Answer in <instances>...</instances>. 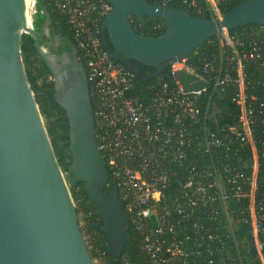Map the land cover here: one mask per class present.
Listing matches in <instances>:
<instances>
[{
    "label": "built area",
    "instance_id": "obj_1",
    "mask_svg": "<svg viewBox=\"0 0 264 264\" xmlns=\"http://www.w3.org/2000/svg\"><path fill=\"white\" fill-rule=\"evenodd\" d=\"M199 17L219 19L225 6L244 0H154ZM73 31L88 75L98 148L127 218L142 236L150 264H249L241 239L244 228L264 264V98L247 92L246 65L264 77V38L247 40L226 31L231 52L226 64L174 60L168 78L151 86L142 100L135 77L105 49L101 24L112 11L108 0H51ZM37 0H34V11ZM37 11V10H36ZM206 18V17H205ZM264 34V28H260ZM223 34V33H222ZM189 73L206 83L187 91L179 80ZM229 83L237 86L234 121L221 125L205 94ZM217 149L226 154L220 156ZM247 149L240 164L233 155ZM234 150V152H231ZM244 166V167H243Z\"/></svg>",
    "mask_w": 264,
    "mask_h": 264
},
{
    "label": "water",
    "instance_id": "obj_2",
    "mask_svg": "<svg viewBox=\"0 0 264 264\" xmlns=\"http://www.w3.org/2000/svg\"><path fill=\"white\" fill-rule=\"evenodd\" d=\"M108 1L113 8L101 24L102 43L135 80L140 71L128 59L154 67L156 71L143 78L150 80L171 61H187L215 36L252 24L264 26V0H244L219 19L144 0ZM42 13L46 34L52 17L46 7ZM131 16L161 18L168 30L157 37L143 36L134 29ZM23 34L32 35L69 120V178L27 78ZM53 36L60 38L55 31ZM40 37L29 0H0V264H95L71 192L81 181L103 217L107 251L119 259L129 242L130 224L116 188L106 193L110 175L98 148L86 67L75 44L57 53ZM179 80L187 91L207 85L192 84L196 77L189 73H181Z\"/></svg>",
    "mask_w": 264,
    "mask_h": 264
},
{
    "label": "trees",
    "instance_id": "obj_3",
    "mask_svg": "<svg viewBox=\"0 0 264 264\" xmlns=\"http://www.w3.org/2000/svg\"><path fill=\"white\" fill-rule=\"evenodd\" d=\"M144 1L156 3L154 0ZM241 2L242 1H239L225 6L223 13ZM36 6L37 11L34 14L33 24L35 30L41 35L40 42L44 43L47 41V37L45 33H43L46 18L42 13L43 8L46 7L52 17V24L49 25L50 33L53 34V31H55L65 42L62 49L53 50L57 53H61L63 50H71L72 45H76V42L74 40L73 31L67 23L66 18L55 8L51 0H37ZM171 7L179 8L176 5H171ZM205 17L208 19L210 18L209 16ZM131 23L136 32L148 37L163 35L168 30L165 20L158 17L131 16ZM260 28H264V26L252 24L230 30L229 33L231 35L240 34L244 40L251 37L253 32L258 33L256 35H261L264 38V34L258 31ZM230 52L231 50L228 46L221 45L218 35L194 51L188 58L187 63L190 65H200L202 59H215L214 64L216 66H221L222 64H226V57ZM21 54L27 78L34 91L59 163L64 172L69 173V165L72 160L69 138V120L65 110L56 100L55 85L51 71L34 46V39L31 34H23L21 38ZM128 60L137 65L140 71V78L135 80L134 94L139 96L142 100H146L152 95L151 86L161 77L168 78L170 67L168 65L167 69L160 76L154 79L144 80L143 78L150 76L156 71V69L131 59ZM246 67L247 92L249 94H257L259 97L264 98L263 75L255 68V65L252 62L247 64ZM236 93L237 86L234 83H229L224 87L212 88V90L205 94L202 99V102H206L207 99L211 100V110L219 112V121L221 125L232 123L234 121L233 116L239 113V107L233 102ZM261 135L264 139V133H261ZM217 152L220 156L226 154L222 149H217ZM231 152H234V150H231ZM248 156L249 151L243 149L234 154L233 158L235 160L239 159V163L243 165V163L247 161ZM259 183L260 190H264V160L260 167ZM113 186L114 185L110 183L106 193H108ZM71 192L77 205L78 214L83 215L84 217L86 233L92 238L94 251L92 250L91 254L93 258L99 257L101 259V264H150L147 256L141 250L142 236L132 224L129 216L127 218L130 224V229L128 230L129 242L123 250L122 256L119 259H115L107 251L103 217L97 205L93 202L87 192L85 182L81 181L77 183L76 186L71 187ZM241 239L249 245L246 249V259L248 263L263 264L257 256V252L253 245H251L250 236L247 234V227L246 229L244 228Z\"/></svg>",
    "mask_w": 264,
    "mask_h": 264
},
{
    "label": "rangeland",
    "instance_id": "obj_4",
    "mask_svg": "<svg viewBox=\"0 0 264 264\" xmlns=\"http://www.w3.org/2000/svg\"><path fill=\"white\" fill-rule=\"evenodd\" d=\"M32 11H33V13H32V17H33V20H34V14L36 13V9H35V11H34V2H33V5H32ZM226 33V32H225ZM225 33H223V34H220L219 35V40H220V42H223L224 40H225ZM169 65V64H168ZM65 176L67 177V178H69V173H67V172H65ZM75 204H76V202H75ZM76 207H77V205H76ZM78 219H79V224H80V227H81V229H82V232H83V234H84V237H85V239H86V242H87V244H88V247H89V250H90V252L93 250L94 251V246H93V241H92V238H91V236L90 235H88L87 233H86V229H85V220H84V217H83V215H80V214H78ZM96 252V251H95ZM94 259V263L95 264H101V259L99 258V257H95V258H93Z\"/></svg>",
    "mask_w": 264,
    "mask_h": 264
},
{
    "label": "flooded vegetation",
    "instance_id": "obj_5",
    "mask_svg": "<svg viewBox=\"0 0 264 264\" xmlns=\"http://www.w3.org/2000/svg\"><path fill=\"white\" fill-rule=\"evenodd\" d=\"M45 35L47 37V41H45L44 43L51 42L50 46L52 47V49L59 50V49H62L64 47V45H65L64 39H62L60 37L59 40H55L53 34L50 33L49 28H48V32Z\"/></svg>",
    "mask_w": 264,
    "mask_h": 264
},
{
    "label": "bare ground",
    "instance_id": "obj_6",
    "mask_svg": "<svg viewBox=\"0 0 264 264\" xmlns=\"http://www.w3.org/2000/svg\"><path fill=\"white\" fill-rule=\"evenodd\" d=\"M34 0H29V6H30V12L33 13L32 5H33Z\"/></svg>",
    "mask_w": 264,
    "mask_h": 264
}]
</instances>
